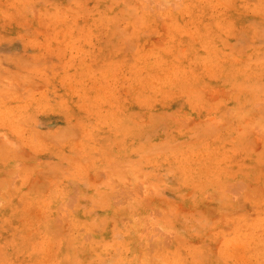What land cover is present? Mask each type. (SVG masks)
I'll return each instance as SVG.
<instances>
[{
	"label": "rangeland",
	"instance_id": "obj_1",
	"mask_svg": "<svg viewBox=\"0 0 264 264\" xmlns=\"http://www.w3.org/2000/svg\"><path fill=\"white\" fill-rule=\"evenodd\" d=\"M0 264H264V0H0Z\"/></svg>",
	"mask_w": 264,
	"mask_h": 264
}]
</instances>
